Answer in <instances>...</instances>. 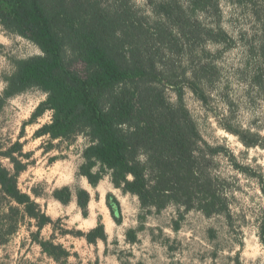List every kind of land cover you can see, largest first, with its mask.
I'll use <instances>...</instances> for the list:
<instances>
[{
  "label": "trees",
  "instance_id": "16d2710c",
  "mask_svg": "<svg viewBox=\"0 0 264 264\" xmlns=\"http://www.w3.org/2000/svg\"><path fill=\"white\" fill-rule=\"evenodd\" d=\"M151 3L157 16L153 24L133 0H112L111 4L104 0H0L4 30L42 52L16 62L6 79L0 109L30 89L45 92L47 99L32 121L48 111L51 121L36 132V138L68 145L86 138L79 175L94 188L109 176L115 188L138 198L144 218L168 207L185 213L196 210L206 217L227 215V180L215 171L217 156L225 149L204 140L185 103L179 81L185 73H179L177 64L181 56L194 55L199 49L207 54L204 46L209 42H228V34L219 25L206 27L191 15L197 10L207 12L217 5L216 0ZM262 49L264 74V45ZM76 63L83 65V71L74 69ZM199 64L193 73L195 93H203L198 84L214 69ZM169 89L174 90L175 100ZM5 154L14 163L15 173L0 165V200L25 207L35 220L45 218L18 188L24 167L11 153ZM71 195L69 188L54 193L65 205ZM89 201V193L79 191L78 204L85 212ZM8 212L5 218L14 232L17 223L11 215H18L20 209L12 205ZM97 231L102 233L95 237ZM85 238L90 243L104 239L103 226Z\"/></svg>",
  "mask_w": 264,
  "mask_h": 264
},
{
  "label": "rangeland",
  "instance_id": "374dc122",
  "mask_svg": "<svg viewBox=\"0 0 264 264\" xmlns=\"http://www.w3.org/2000/svg\"><path fill=\"white\" fill-rule=\"evenodd\" d=\"M133 3L153 24L157 16L151 0ZM216 4L191 15L206 27L219 25L228 42H209L204 46L207 54L199 49L181 56L177 64L179 73H185L179 79L185 103L204 140L225 149L217 156L215 171L227 180L229 213L206 217L196 210L185 213L168 207L144 218L138 198L115 188L109 176L92 187L79 175L86 138L79 137L73 145L36 138L52 114L48 111L32 121L47 99L45 92L34 88L0 109V165L15 173L5 153L21 163L18 188L45 218L35 220L25 207L1 198L0 264H264V0H216ZM41 54L35 44L0 24V97L16 62ZM199 63L214 68L198 84L203 93L192 89ZM74 69L81 72L83 65L76 63ZM168 92L175 100L174 90ZM65 188L72 193L66 205L54 197ZM81 190L90 195L86 212L78 204ZM12 205L20 209L11 215L17 223L14 232L5 218ZM43 223L46 226L39 229ZM99 226L105 238L88 242L85 236ZM134 238L136 243L131 242Z\"/></svg>",
  "mask_w": 264,
  "mask_h": 264
}]
</instances>
